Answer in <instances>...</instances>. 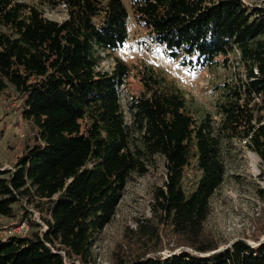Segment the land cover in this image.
I'll return each mask as SVG.
<instances>
[{
    "label": "trees",
    "instance_id": "trees-1",
    "mask_svg": "<svg viewBox=\"0 0 264 264\" xmlns=\"http://www.w3.org/2000/svg\"><path fill=\"white\" fill-rule=\"evenodd\" d=\"M34 1L0 0V79L23 96V116L38 131L12 169L0 165V217L29 225L25 237L0 238V264H67L66 257L90 264L128 180L148 172L156 156L165 160L166 179L154 191L153 218L132 231L143 252L117 264H264V243L241 240L217 252L205 229L225 175L222 139L245 141L264 163V8L240 0H130L147 48L161 47L180 68L197 73L219 58L228 67L229 56H238L245 79L221 85L214 120L193 116L184 92L151 67L138 70L137 93L126 89L132 70L123 60L115 59L112 73L99 71L100 51L114 54L128 40L124 0ZM44 7L66 16L50 19ZM133 130L141 147L131 145ZM192 161L200 176L188 191ZM162 228L171 250H190L163 257Z\"/></svg>",
    "mask_w": 264,
    "mask_h": 264
},
{
    "label": "rangeland",
    "instance_id": "rangeland-1",
    "mask_svg": "<svg viewBox=\"0 0 264 264\" xmlns=\"http://www.w3.org/2000/svg\"><path fill=\"white\" fill-rule=\"evenodd\" d=\"M36 4L34 0H27ZM247 6L264 8V0H240ZM129 9V37L124 47L114 54L100 51L101 62L99 71L112 73L115 59L123 60L131 68V77L127 83L129 93L142 90L137 73L140 68L151 67L168 81L174 82L185 94L189 112L203 118L210 115L217 120L216 100L223 91L222 84L233 85L245 79L244 68L237 55H230V64L224 67L223 58L212 69L192 73L178 66L176 61L168 59L163 49L149 44L148 32L135 24L130 8V0H124ZM45 15L53 20L62 21L65 13L62 10H51L44 7ZM1 80V79H0ZM0 83V165L3 170L12 169L16 158L22 150L32 142L37 134V127L33 121L23 116V96L16 92L8 81L2 79ZM4 87V88H3ZM126 92L122 95V104H125ZM125 118L130 124V116L126 112ZM133 129V128H132ZM245 141L222 139V156L225 165V175L221 185L210 198V214L205 223L209 235L214 236L219 250H226L237 241H245L252 247L258 248L264 243V163L250 148L244 145ZM131 145L133 148L142 146L139 135L132 132ZM149 170L143 175L133 173L121 193L117 205L116 216L107 225L97 242L93 246V259L90 264H117L124 255H136L143 252L137 238L132 231L137 232L138 224L153 218L152 203L154 191L163 187L166 179V163L163 157L156 156L147 161ZM200 173L194 161L185 171V185L188 191L192 190ZM58 196V195H57ZM56 196V197H57ZM32 210L33 219L45 227L39 211ZM25 225V230L22 228ZM27 228V229H26ZM163 241L166 244L161 252L165 258L190 250L186 247H177L174 250L172 238L165 228H162ZM167 232V235L164 234ZM29 233L26 222L17 223L0 217V238L7 239L12 235L25 237ZM164 243V244H165ZM207 256V255H206ZM67 264H82L77 259H68Z\"/></svg>",
    "mask_w": 264,
    "mask_h": 264
},
{
    "label": "water",
    "instance_id": "water-1",
    "mask_svg": "<svg viewBox=\"0 0 264 264\" xmlns=\"http://www.w3.org/2000/svg\"><path fill=\"white\" fill-rule=\"evenodd\" d=\"M220 251H222V250H218L217 252H220ZM211 254H213V252H212V253H209V254H207V255L209 256V255H211Z\"/></svg>",
    "mask_w": 264,
    "mask_h": 264
},
{
    "label": "built area",
    "instance_id": "built-area-1",
    "mask_svg": "<svg viewBox=\"0 0 264 264\" xmlns=\"http://www.w3.org/2000/svg\"><path fill=\"white\" fill-rule=\"evenodd\" d=\"M24 230H25V225H23V227H22ZM27 229V228H26Z\"/></svg>",
    "mask_w": 264,
    "mask_h": 264
}]
</instances>
